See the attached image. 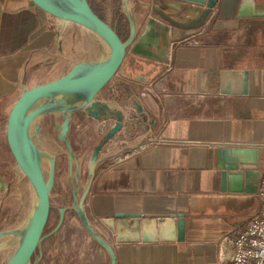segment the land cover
I'll return each instance as SVG.
<instances>
[{
    "label": "crops",
    "instance_id": "0c3cea01",
    "mask_svg": "<svg viewBox=\"0 0 264 264\" xmlns=\"http://www.w3.org/2000/svg\"><path fill=\"white\" fill-rule=\"evenodd\" d=\"M129 1L142 31L152 17L151 0ZM241 1L226 0L201 29L179 31L168 62L128 52L98 96L125 114L123 130L101 156L86 204L95 227L112 242L116 264H228L237 230L259 212V183L251 179L242 191H223L217 159L221 148L257 149L259 182L264 175V17L239 18ZM65 23L32 0H0V211L11 189V170L4 166L14 164L20 172L7 127L24 91L108 57L93 32ZM222 72L233 74L221 81ZM243 81L247 91L238 94ZM222 85L229 93L221 92ZM60 116H47L57 118L58 132ZM80 121L71 131L79 141L114 125L89 119L86 129ZM46 126L42 122L41 135ZM27 188L32 195L30 183ZM117 214L183 215L185 240L118 243L102 222ZM5 222L0 214V232ZM88 251L96 264H111L97 244Z\"/></svg>",
    "mask_w": 264,
    "mask_h": 264
},
{
    "label": "water",
    "instance_id": "95a60500",
    "mask_svg": "<svg viewBox=\"0 0 264 264\" xmlns=\"http://www.w3.org/2000/svg\"><path fill=\"white\" fill-rule=\"evenodd\" d=\"M226 0H151L152 17L144 30H140L129 0H122L130 27V35L124 40L118 32L102 19L88 0H32L34 5L47 14L67 23L77 24L98 36L109 50L108 57L99 62L78 64L63 78L24 91L14 106L7 127V141L18 169L28 179L36 196V206L23 229L0 232V240L17 237V247L6 264H31L37 251L35 264L43 258L44 241L57 234L69 210L76 212L91 241L105 250L111 264H116V254L110 242L93 224L86 204L101 164V156L109 144L124 128L125 114L101 101L100 92L115 78L122 68L128 52L143 57L169 61L171 48L179 41V31H192L204 27ZM239 18L264 17V0H242ZM232 73L222 72L221 81ZM246 82L240 84L238 94L246 93ZM221 92L224 90L222 85ZM60 114L62 122L57 128L59 139L65 143L69 158V185L73 193L71 207L59 210L56 228L45 235L52 205L51 193L56 176V159L50 158L48 179L45 176L43 158L45 153L36 140L41 133L40 119ZM77 118L86 129L88 120L114 121L94 149L88 164L87 181L80 193V163L69 135ZM222 189L242 191L245 184L255 179L259 183L260 151L248 148H221L217 151ZM180 219V220H179ZM118 243L182 242L186 237V219L183 215L164 218H140L130 214H117L102 220ZM5 244L0 245L2 249Z\"/></svg>",
    "mask_w": 264,
    "mask_h": 264
},
{
    "label": "rangeland",
    "instance_id": "374dc122",
    "mask_svg": "<svg viewBox=\"0 0 264 264\" xmlns=\"http://www.w3.org/2000/svg\"><path fill=\"white\" fill-rule=\"evenodd\" d=\"M91 2L101 17L111 23L110 26L117 30L124 39H128L130 27L122 0H91ZM54 119L57 120L56 117L50 118L47 116L40 119V123L43 122L47 126L43 134L40 133L39 140H36L40 149L45 153L43 166L47 179L50 171L49 156L56 159V176L51 193L52 210L45 235H49L56 228L60 219L59 210L63 207H71L73 202V194L68 183V151L66 145L58 139L59 132L54 127ZM108 129L109 125L98 133L92 132L85 141L77 140L73 133L69 135L71 142H74V145H72L77 153L81 168L80 193L87 181L90 157ZM5 167L11 170V189L0 214L6 219L4 229L6 231H16L23 229L29 221L36 206V196L35 193L31 195L28 191V179L21 172L16 173L14 164ZM1 244H5V246L0 249V264H6L17 247L18 238L14 236L5 240L2 239L0 240ZM93 244L76 212L70 210L66 214L61 230L44 241L42 245L43 258L40 264H96V259L88 251ZM39 256L40 252L37 251L31 264H35V260Z\"/></svg>",
    "mask_w": 264,
    "mask_h": 264
},
{
    "label": "built area",
    "instance_id": "2783aa9c",
    "mask_svg": "<svg viewBox=\"0 0 264 264\" xmlns=\"http://www.w3.org/2000/svg\"><path fill=\"white\" fill-rule=\"evenodd\" d=\"M257 196L259 212L237 230L231 241L233 253L228 264H264V175L260 179Z\"/></svg>",
    "mask_w": 264,
    "mask_h": 264
},
{
    "label": "flooded vegetation",
    "instance_id": "af4514ba",
    "mask_svg": "<svg viewBox=\"0 0 264 264\" xmlns=\"http://www.w3.org/2000/svg\"><path fill=\"white\" fill-rule=\"evenodd\" d=\"M89 1V3H90V5H91V7H92V9L101 17V15L99 14V12L96 10V8L93 6V4H92V2H91V0H88ZM102 18V17H101ZM117 31V30H116ZM118 32V31H117ZM118 34L120 35V33L118 32ZM121 36V35H120ZM71 134V133H70ZM62 144H65V143H62Z\"/></svg>",
    "mask_w": 264,
    "mask_h": 264
},
{
    "label": "bare ground",
    "instance_id": "6f19581e",
    "mask_svg": "<svg viewBox=\"0 0 264 264\" xmlns=\"http://www.w3.org/2000/svg\"><path fill=\"white\" fill-rule=\"evenodd\" d=\"M62 22V21H61ZM64 24L66 25V23L64 22Z\"/></svg>",
    "mask_w": 264,
    "mask_h": 264
}]
</instances>
